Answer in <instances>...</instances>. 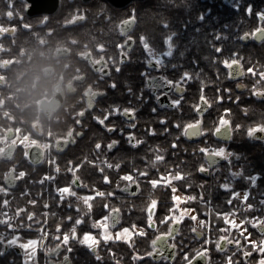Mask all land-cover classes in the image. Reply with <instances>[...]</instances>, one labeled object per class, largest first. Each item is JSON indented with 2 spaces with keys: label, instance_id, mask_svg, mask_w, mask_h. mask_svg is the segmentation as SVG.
<instances>
[{
  "label": "flooded vegetation",
  "instance_id": "af4514ba",
  "mask_svg": "<svg viewBox=\"0 0 264 264\" xmlns=\"http://www.w3.org/2000/svg\"><path fill=\"white\" fill-rule=\"evenodd\" d=\"M38 1L40 6L37 9H29L32 6L29 0H0V149L14 146L10 157L0 156V185L8 188L6 193L0 192V214L13 215L17 208H21L24 211L14 217L13 223L19 225L23 222L26 225L29 223L28 213L35 212V220L41 224L47 221L44 230L48 236L42 244L55 248L59 240L54 233L68 231L81 214L80 209L76 208L77 197L66 196L61 201L56 189L72 185L77 193L94 194L99 188L110 195L106 198L93 195L92 212L85 215V222L77 227L80 236L88 231L99 236L102 229L94 228L91 221L108 214V210L102 207L104 203L119 206L121 210V222L112 229L113 232L121 227L136 225L143 228L144 233L135 235L132 245L126 241L106 242L101 239L99 254L102 259H98L95 252L76 239L70 240L71 251L64 246L59 253L50 254L45 252L44 247H38L35 264H63L66 255L70 264H116V260L112 259L113 254L120 264H188L189 260L197 258V252L203 253L204 249H207V255H200L197 264H228L229 257L231 264H256L260 254L250 251L247 259L244 254L241 257L244 248L234 244V240L239 239L235 228L217 213L224 212L225 205H228L226 210H232L239 204L251 203L253 208L245 207V212H240L238 216L243 220L247 217V228L251 234L256 229L264 235L258 226L253 228L249 221L264 217V130L251 137L244 133L245 130L238 131L243 126L247 130L249 126L264 122V98L257 97L252 89V85L261 80L258 77L259 66L241 61L245 72L232 77L228 75L230 69L224 64V72L229 78L225 88L229 91L223 93L228 101H220V104L231 107L229 118L233 134L231 138L217 137L214 128L219 123L218 106L213 101L219 96L218 83L208 77L209 86H212L209 88L203 76L204 73L212 75L210 73L218 67L204 64L203 49L195 44L197 38L182 35L184 32L176 29L169 11L157 19L163 29L160 31L158 27L156 30L157 10L162 8L155 5L156 0H150L148 7L136 3L144 0H135L122 7L108 0ZM145 10H148L150 28L141 25ZM133 11L135 23L127 33H122L121 22L131 17ZM98 30L99 35H91L97 34ZM172 32L176 33L173 56H166L165 64L159 68L155 64L148 65L149 57L141 37L146 36L159 53L166 50L165 37ZM129 37L133 39L129 40ZM225 39H238L250 44L247 47H255V44L262 47L264 43V40L257 41L251 36ZM125 40L133 46L129 49L124 45L126 58L121 61L120 45ZM203 40L212 43L222 38L208 37ZM100 44L104 45L103 49L99 48ZM101 56L104 61L94 64V57L99 59ZM101 67L103 71H98ZM250 67L258 69L255 75L246 71ZM185 71L191 73L193 79L186 78L182 93L170 86L156 90L149 87V76H168L175 81ZM202 84L203 94L213 102L203 117V127L209 131L201 137H187L183 133L184 124L200 118L194 105L200 103ZM240 85L245 87L241 88ZM92 88L99 94L94 98L93 105L89 106L87 96ZM181 97L179 106L170 104V100ZM115 105L121 109L134 108L135 118H129L123 111L116 113L113 111ZM244 107H248L249 111L245 112ZM109 112L111 115H108ZM106 115L104 123L95 119L96 116ZM162 117H166V120H162ZM109 124L115 125L113 131L105 127ZM237 125H240L238 130ZM152 128L156 129L155 133L151 131ZM69 131L71 136H68ZM128 132H134L135 137L141 139V144H130L126 135ZM66 136L67 142L61 139L57 147L58 138ZM113 140L119 141V144L108 149L107 144ZM97 142H101L100 151L95 149ZM41 145L49 146L40 148ZM156 146L164 150L160 153L164 161L152 166ZM202 146H224L233 155L230 162L221 158L214 170L201 172V164L207 168ZM85 157L88 159L85 160ZM105 157L113 164L119 162L120 168L109 169L107 165H102L100 162ZM92 160H96L97 164L93 165ZM76 165L80 167L73 173L71 169ZM13 166V174L18 179L9 185L6 176ZM100 167H104L103 173ZM174 168L185 172V177L173 180L167 186L162 183L152 186V179H160V173L167 175ZM241 168L244 169L243 175L232 180L230 172ZM137 170L139 173L147 172V175L140 176ZM21 171L25 173L22 177L19 176ZM127 172L140 181L138 186H132L131 191H125V181L121 179ZM257 174L256 184L246 179ZM74 175H78L82 183L78 181L73 185ZM103 175H108L110 179L104 181ZM117 181L121 183L119 188L116 187ZM225 182L233 183L232 190L240 193L248 191L249 199L243 201L239 197H231L232 190L221 187ZM174 194L196 197L181 200L180 204L184 205L206 202L219 205L215 212L197 213V217L209 223L207 225L196 224L188 215L178 222L179 229L169 240L176 248H166L165 251L166 256H174V259L144 256L142 261L133 260L136 251L142 255L151 252V241L172 227L170 211L176 203L172 199ZM151 198L157 200L155 228L147 223V205ZM5 199L9 201L8 206L3 204ZM33 200L36 204L31 203ZM229 200H232L231 204ZM175 212L180 214L179 209H175ZM166 215L169 216L168 220L164 219ZM69 216L73 218L71 221L62 219ZM57 223L62 226L60 230L55 227ZM39 226L34 224L31 229L19 227L18 231L25 240L38 238L41 236ZM4 232H7L5 238L11 239L12 229L0 224V233ZM253 236L258 241L257 236ZM221 237H228L233 243L221 240ZM217 242L221 244L219 249ZM241 245H246L248 249L253 247L243 240ZM185 253H188L187 257ZM0 264H25V250L0 241Z\"/></svg>",
  "mask_w": 264,
  "mask_h": 264
},
{
  "label": "snow or ice",
  "instance_id": "6c2138e0",
  "mask_svg": "<svg viewBox=\"0 0 264 264\" xmlns=\"http://www.w3.org/2000/svg\"><path fill=\"white\" fill-rule=\"evenodd\" d=\"M237 7H239V4H237ZM253 11V8L251 5L248 6V12L251 13ZM203 13H201V19H203ZM259 17L261 24L259 27H257L254 31L251 32H244L243 36L245 38L247 37H256L260 40H264V10L259 12ZM75 19V17L73 18ZM136 17L135 13L133 11V15L129 17L128 19L124 20L121 22V27L120 31L122 33H127L128 29L132 27V25L135 23ZM165 23H167L165 21ZM176 35V33L172 32L169 35L165 37V44H166V50L157 53L155 48L152 47V45L148 42V39L146 36L141 37L142 45L145 48L147 54H148V60L147 63L148 65H153L155 64L156 67H161L162 65L165 64V57H172L173 52L175 49V44L173 43V38ZM129 40L133 39L131 37L128 38ZM124 45H127L129 49L133 46L131 43L128 42V40H125L121 45V61H123L126 58V54L123 52ZM99 48L103 49L104 45L100 44ZM219 51V49H218ZM104 61V57L101 56L99 59H96L94 57L93 63L94 64H101ZM223 63L230 69L228 75L233 76L235 74L236 76H240L245 72V69L241 63L240 59H224ZM117 68H119V65H117ZM98 71H103V67L99 68ZM248 73L256 74L258 69L256 68H248L246 70ZM147 75V73H145ZM259 77L261 80H258L256 84L252 85V89L255 92L257 97H262L264 98V86H258L261 84L262 81H264V70H259L258 71ZM187 80H192L193 76L191 73L185 71L183 75L180 77L179 80H172L169 79L168 76H161V77H155V76H149L148 81H149V87H151L153 90H156L159 87H168L170 86L171 88H174L177 90L178 93H182L184 91V83ZM115 86V83L113 82V87ZM203 87L204 85H201V95H200V103H197L194 105L196 111L199 114V119H195L194 121H190L184 124L183 126V133L187 137H201L203 134L207 133L209 131L208 128L203 127V117L204 113L208 110V108L212 105V100L208 98V96L203 94ZM239 87L243 88L245 87L244 85H240ZM99 93L94 90L93 88L89 90L88 96H87V103L89 106H92L94 103V98L98 95ZM160 94L157 95V99H159ZM181 98L178 99H172L170 100V104L173 106H179L181 103ZM218 100L222 101L224 100V96L220 95L217 97ZM231 99V97H229ZM237 100H239V97H236ZM245 112L249 111L248 107H244L243 109ZM113 111L116 113H120L123 111V113L128 116L129 118H135L136 110L134 108H123L119 105L113 106ZM224 113H230L231 109L225 108ZM81 113H83V109H81ZM108 115H111V112L108 113ZM95 119L97 121H100L101 123H104V120L107 119V115L104 117L101 116H96ZM162 120H166V117H162ZM219 123L215 126L214 132L217 137H223V138H231L233 134V129H232V122L231 120L226 116V115H221L219 116ZM262 121H264V117H262ZM177 125L179 126V121H177ZM105 127L108 128L109 131H113L115 129V125H105ZM132 127H135V125H132ZM237 128L240 127V125L236 126ZM264 130V122L256 123L254 126H249L247 128V134L251 136H255L258 131ZM121 132H123V129H120ZM151 131L153 133L156 132L155 128H152ZM167 131V129H166ZM127 138L130 144L133 145H139L141 144V139H138L135 137L134 132H128ZM68 136H71V131H69ZM264 138V137H262ZM64 140L67 142L68 137H62L58 138L57 140V147H59V141ZM175 143V141H173ZM33 145H37L38 143H32ZM119 141L113 140L107 144L108 149H112L114 146L118 145ZM49 145H41L40 148H48ZM14 146L8 148V149H0V156H8L10 157L12 155V149ZM95 149L97 151L101 150V142H97L95 145ZM155 156L151 161L152 166H157L159 163L164 161V156L161 155L160 153L163 152V149H160L159 146H156L155 149ZM195 151V150H193ZM201 151L205 154L206 160H207V168L205 167V164L200 165V171L201 172H207L209 170H214V166H216L221 158L229 159L233 155V153L229 152L226 147L220 146V147H201ZM27 154V153H26ZM37 154L39 155V149H37ZM237 156L239 155L238 153L236 154ZM88 158L85 157V160ZM91 163L93 165L97 164L96 160H92ZM102 165H107L109 169L115 168L119 169L121 164L119 162L117 163H111L107 160L105 157L101 162ZM79 165H76L71 169L73 173H76L77 168H79ZM57 170H59V165H56ZM15 171V166L10 170L9 174H7L6 179L8 180L9 185L13 184L18 177L13 174ZM139 173V170H137ZM100 172H104V167H100ZM173 172L175 174H173ZM173 172H168L167 175L164 173H160V179H152L151 184L153 187H155L158 184H163L165 186L169 185L172 183L173 180H179L182 177H185L186 173L183 171H177L175 168L173 169ZM244 169L241 168L239 171H231L230 176L232 180H235L237 177H241L243 175ZM25 173L21 171L19 173V176H24ZM140 176H146L147 172L139 173ZM258 175H252L249 177H246L248 181H250L251 184H256ZM52 177H48V179H51ZM102 179L104 181H108L110 178L108 175H103ZM122 180L125 181L123 187L125 191H131V188L133 185H139L140 181L138 179H135L133 177V174L131 172H127L123 175L121 178ZM82 183L80 180V177L78 175H74L73 177V185H75L77 182ZM121 183L120 181H117L116 187H120ZM222 189L224 190H232L233 189V183L231 182H225L221 185ZM139 187H137V191H139ZM173 193H175V185L172 186ZM8 188H5L3 185H0V192H7ZM56 191L60 194V199L61 201L64 200V198L67 196L69 198L76 196L78 199V202L76 203V208L80 209L81 214L78 215V217L75 220V223L72 224L71 228L68 231H57L54 233V236L56 239L59 240V243L56 244L55 248L52 247H44L42 244V241L47 239L48 233L44 230V224L47 223L46 220H44L43 224H41L39 221L35 220L34 218L36 217L35 212L28 213V224H24L21 222L19 225L13 223V219L15 216H18L22 211H24L21 208H17L15 210V213L13 215L9 214H0V224L6 225L7 229H12L11 234V239H6V234L7 232L0 233V241H3L5 245L13 246V245H18L22 247L25 250V264H35V257L37 255V249L38 247H44L45 252L47 253H59L60 249L64 246L68 248L69 251H71V244L70 240L76 239L78 240L81 244L87 245L88 248H90L93 252L96 253L98 259H102V257L99 254V244L100 240L103 239L104 241H126L128 244L132 245L134 244L133 237L137 234H143L144 229L143 228H137L136 225H132L131 227H121L118 231L113 232V228H115L117 225L120 224L121 222V210L119 206H111L109 203H104L103 208L108 210L107 215H103L100 217V219H93L91 221L92 225L94 228L97 229H102L100 232L99 236L94 234L93 232H84L82 237L80 234L77 232V227L80 226L82 223L85 222V215H90L93 209V195H96L100 198H106L110 194L97 188L94 194H80L74 191V188L72 185H67L63 187H58ZM111 195H114L112 193ZM202 195V194H201ZM231 197L233 198H241L243 201H247L249 199L250 193L246 191L243 196L241 197L240 192L232 190L230 192ZM173 200L176 201V203L173 205V209L170 211V216H171V224L172 227L169 229L167 232H162L158 236H156L152 241H151V246L152 250L151 252H144L143 255L141 252L136 251L135 255L133 256V260L135 261H142L144 256L147 257H152V258H157L158 256H164L165 259H174L173 257H169L165 255L166 248H172L175 250L176 245L174 243H170L169 240L170 238L174 237V234L178 231L179 229V224L178 222L181 221L184 216L190 211L189 209L185 208H180V201L181 200H188V199H196L195 196H179V195H173L172 197ZM32 204H36V201L33 200L31 201ZM229 204L232 203V200L228 201ZM3 204L5 206L9 205V201L7 199L3 200ZM157 205V200L155 198H151L150 204L147 205V223L151 225L153 228L156 227V223L154 220V214H155V209ZM134 207V206H133ZM247 209L253 208V204L248 203L245 205ZM175 209H179V215L176 214ZM239 209L237 207H233L231 212L224 213V212H218L217 216L223 217V220L227 222L228 225H231L232 228H237L241 233H244L246 230L244 228H241L240 225L243 224L245 221L242 219L240 223L238 224L236 220L230 219V216H234V214L238 211ZM51 215V213H49ZM62 219H67L71 221L73 218L72 217H66ZM165 220L169 219V216L166 215L164 216ZM195 219V217H193ZM247 219V217L245 218ZM251 223L257 225L260 228V231L264 233V217L260 218H252ZM34 224H40L39 226V232L41 233V236L38 238H30V239H23L21 237V233L18 231L19 227H26L28 229H31ZM56 229L60 230L61 229V224L57 223L56 224ZM231 231V229H229ZM202 234V233H200ZM248 235H251V233H248ZM221 240H226L228 243H233V241L228 240V237H221ZM234 244L238 247L244 248V258L247 259L249 256L250 251H258L260 253L259 259L257 260L256 264H264V238H262L259 242L255 239L247 241L248 245H252L253 247L251 249H248L246 245H241V240L240 239H235ZM216 247L219 249L221 247V244L217 242ZM111 251V249L109 250ZM207 255V249H204L203 253L197 252L196 256L200 255ZM188 256V253H185V257ZM112 259L116 260V264H120V261L116 258L115 254L112 255ZM192 259H195L193 257ZM63 264H70V259L66 255L63 261ZM188 264H192V260L188 261ZM228 264H231V257L228 259Z\"/></svg>",
  "mask_w": 264,
  "mask_h": 264
},
{
  "label": "trees",
  "instance_id": "16d2710c",
  "mask_svg": "<svg viewBox=\"0 0 264 264\" xmlns=\"http://www.w3.org/2000/svg\"><path fill=\"white\" fill-rule=\"evenodd\" d=\"M144 7H148L150 0L136 2ZM155 5L162 8L157 10L156 30L163 26L158 23V18L163 16L166 11L171 13L170 19L176 24V29L181 31L187 37L197 38L196 46L203 49L205 65H214L217 69L211 70L212 75L207 76L204 73V83L208 77L213 78L219 85V88H224L229 78L224 72V59H240L244 62L256 63L261 70H264V43L255 44V47H247L249 45L234 39L231 41L225 38H240L244 32L254 31L260 26L261 21L259 12L264 10V0H239V7L235 4V0H156ZM251 5L253 11L248 12V6ZM165 7L168 9L166 10ZM210 8V11L207 10ZM212 8L213 12H212ZM148 10L141 19V25L145 28H150V19L148 18ZM203 13V19H201ZM160 20V19H159ZM92 33L91 35H99ZM208 37L222 38L219 42H206L203 39ZM223 46L219 49L220 46ZM219 49V51H218ZM210 82L208 81L207 84ZM222 93L224 91L221 90ZM242 112V111H241ZM223 115L222 110L220 116ZM241 115V114H240ZM230 119V118H229ZM239 129V128H238ZM246 130L244 126L238 131ZM211 203V202H209ZM208 203V204H209ZM219 205V204H218ZM214 204L212 205L213 208ZM228 209V205H225ZM215 207H218L215 205ZM215 208H213L214 210ZM216 211V210H214Z\"/></svg>",
  "mask_w": 264,
  "mask_h": 264
},
{
  "label": "rangeland",
  "instance_id": "374dc122",
  "mask_svg": "<svg viewBox=\"0 0 264 264\" xmlns=\"http://www.w3.org/2000/svg\"><path fill=\"white\" fill-rule=\"evenodd\" d=\"M239 2V0H235V4L234 5H237V4H239L238 3ZM213 9L214 8H212V12H213ZM207 10H209L210 11V8H208ZM223 46L221 45L220 47H219V49H221ZM258 77H259V75H258ZM260 78V77H259ZM261 79V78H260ZM209 81V79H207L206 81H205V85L207 84V82ZM261 84H262V86H264V81H262L261 82ZM207 87H212V86H209V84L208 85H206ZM214 86V85H213ZM217 86H218V88H219V85L217 84ZM221 90L222 91H224L225 93H227V91H229V89H226L225 87L224 88H222V89H220L219 88V91H218V95L220 96V95H226V94H223L222 92H221ZM224 100L226 101H228V99L226 98V97H224ZM224 100H222V101H224ZM214 104H215V106H218V110H217V113H218V118H219V116H220V111L222 110V113H223V115H226L228 118H229V113H224V109L225 108H229V109H231V107H229V105H227V106H224V105H221L220 104V100H218V99H214ZM218 121H219V119H218ZM252 125V124H251ZM252 126H254V125H252ZM237 128V127H236ZM236 128L234 129V131H236ZM240 128V127H239ZM237 130H238V128H237ZM237 132V131H236ZM247 132V130H245V132L244 133H246ZM245 192H242V193H240L241 194V197L243 196V194H244ZM209 202H206V203H202V204H194V205H192V204H180V208H185V209H189L190 211L186 214V215H188L189 217H191V218H193V217H195V219H194V222L196 223V224H209L208 222H204V220L202 219V218H200L199 216L197 217V213H199L200 214V212H215L214 210H216V208H218V207H215V205L216 206H218V204H214V203H209ZM214 204V206H213V208H215L214 210H213V208H212V205ZM237 207L239 208V210L234 214V216H230L229 218L230 219H235L236 220V222L239 224L240 223V221L242 220V219H240V217L238 216V214H241V213H243V212H245V204H239V205H237ZM224 212H231V210H226V209H224ZM241 212V213H240ZM197 218H199V219H197ZM200 219H202V221H200ZM244 223L243 224H241L240 225V227L241 228H244L246 231L244 232V233H241L240 231H239V229H237V228H235V230H236V232H237V235L239 236L238 238L240 239V240H243V241H245V242H247V241H249V240H253L254 239V236L253 235H255V236H257V239H258V241L260 242V240L262 239V238H264V235H262V234H260L258 231H255L256 229H254V231H253V234H251V235H248V233H250L249 231H248V228H247V226H248V220H246V219H244ZM250 222H251V220H249ZM251 225H252V227L253 228H256L257 227V225H255V224H253V223H250ZM231 226V225H230ZM257 241V243L259 244V242ZM258 252V251H257ZM259 253V252H258ZM241 257L243 256V254H244V250H242V252H241ZM260 254V253H259ZM237 258H239V257H237Z\"/></svg>",
  "mask_w": 264,
  "mask_h": 264
},
{
  "label": "water",
  "instance_id": "95a60500",
  "mask_svg": "<svg viewBox=\"0 0 264 264\" xmlns=\"http://www.w3.org/2000/svg\"><path fill=\"white\" fill-rule=\"evenodd\" d=\"M31 2V5L29 7V9H37L39 6H40V3L38 0H29ZM110 1L113 5L117 6V7H122V6H125L129 3H131L132 1H135V0H108ZM257 41H261L260 39L254 37ZM236 75L233 74L232 77H235ZM237 77V76H236ZM200 257L201 256H198L194 261H192V264H197L200 260Z\"/></svg>",
  "mask_w": 264,
  "mask_h": 264
}]
</instances>
